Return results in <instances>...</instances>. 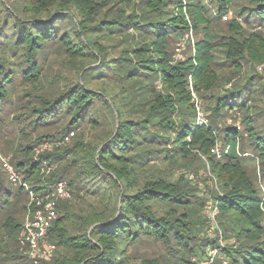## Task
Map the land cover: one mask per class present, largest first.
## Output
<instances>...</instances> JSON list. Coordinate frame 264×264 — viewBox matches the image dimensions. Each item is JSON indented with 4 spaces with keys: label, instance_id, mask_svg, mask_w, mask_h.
I'll use <instances>...</instances> for the list:
<instances>
[{
    "label": "trees",
    "instance_id": "obj_1",
    "mask_svg": "<svg viewBox=\"0 0 264 264\" xmlns=\"http://www.w3.org/2000/svg\"><path fill=\"white\" fill-rule=\"evenodd\" d=\"M206 1L0 0V123L18 126L15 168L38 196L65 179L75 199L88 185L101 199L83 213L57 201L55 249L42 264H199L209 245L214 264H264V199L237 151L256 156L264 176V0ZM231 10L220 33L216 20ZM190 31L202 35L175 60ZM228 116L243 131L222 127ZM68 135L72 147L35 157L37 145ZM219 144L229 146L221 159ZM201 166L221 188L213 205L224 246L205 235L206 199L178 174ZM24 195L0 167V264H31L19 241ZM150 240L166 253L137 254Z\"/></svg>",
    "mask_w": 264,
    "mask_h": 264
},
{
    "label": "rangeland",
    "instance_id": "obj_2",
    "mask_svg": "<svg viewBox=\"0 0 264 264\" xmlns=\"http://www.w3.org/2000/svg\"><path fill=\"white\" fill-rule=\"evenodd\" d=\"M6 1V0H4ZM18 2H20L22 5L24 4L25 0H17ZM208 5L211 4L210 0L206 1ZM213 13V12H212ZM235 14L234 11L231 10L228 15L223 16L222 20H220L218 18V20H216L217 24V30L220 33H226L228 32V27L229 24L228 22L230 21V19L235 18ZM228 17V19H227ZM202 33H196L194 31H190L188 34H186L182 39H180L176 44H175V52L174 55L177 53V49L179 48V43H181V46H184V49L182 50L183 56H187L189 54H191L193 52V47H194V42H196V40L198 39L199 36H201ZM55 68H60L59 64L54 65ZM62 70H64L62 68ZM229 86V85H228ZM198 101L200 102V105L203 109L204 112V116H205V101L203 99H201L200 97H198ZM25 100V99H24ZM239 117L240 114L239 112H237ZM232 114V113H231ZM230 115V114H229ZM9 121L7 119H3V122L0 123V167L2 168V170L4 171L6 178L8 181H10L13 185V187L15 189H18L20 186H23L24 184V180L23 177L24 175L22 174V172L17 171L13 161L16 160L15 158H17L16 156H20L19 152L16 154L15 152V148L16 146L21 142L20 141V136L18 135V126L16 124H12V123H8ZM222 127L223 126H237V128L241 131H243V124L241 121V118H232L231 116H228V118H226L225 122H223L222 124H220ZM84 131V137L85 139H87L88 141H92L95 139L97 131L90 128L89 126H84L83 128H81ZM55 129H42V132H53ZM41 132V131H40ZM39 133V132H38ZM35 134V133H34ZM36 135V134H35ZM77 135V133H76ZM76 142V137L75 136H66L64 138V140L61 141H44L42 143H40L39 145H37L34 148V153H35V157L37 158V156L39 157L40 154L43 153H48V152H54L56 150L62 149L63 147H72L73 144ZM47 144L44 145V144ZM220 146H222L221 144H219ZM241 146V145H240ZM223 148V146H222ZM241 156V159L243 160V166L246 168L248 175L250 176V178L255 182V185L259 191V193L264 197V176L262 173V167L260 165L259 159L250 154L248 156V159H243L242 154L246 155L248 153H242V149L240 148V153H238ZM71 157H69L66 160H63V162L61 164H51L49 165L47 168H45V177L44 178H48L50 177L54 171L62 168L63 165H65L66 163H71ZM218 158H223L222 156H218ZM8 166H13L14 168V172H16L18 179L16 180V182L11 180V174L9 172ZM160 167H164L160 166ZM181 172H186L188 176H190V178L192 179V184L196 187V192L204 197L206 199V204H205V208H204V215L206 217V229H205V235L209 238H211L212 240H214L216 242L217 245H222L224 246L226 243V240L224 239V235L223 232L220 228V225L218 224V213L216 212V215H213V212L216 211L214 209V205H213V200H214V193L221 191V188L219 187V185L215 182L214 177L212 176V172L209 170V168H205V166H201L200 168H198V170L195 171H191V170H185L182 169L178 170V174L180 175ZM69 173L72 175L75 173L74 171V166L71 165V167L69 168ZM193 176V177H191ZM65 180V179H64ZM68 183V180H65ZM28 186H30L29 182H26ZM26 187V186H24ZM70 188V187H69ZM26 196L28 200V207L31 201V196L29 195H24ZM82 198H77L75 199L73 197V195L71 194V197L69 199H65V201H68L69 206L71 207V209L73 210V212H77V213H83V212H87L92 205L96 204L97 206H99V204H97V201H100L101 199H99V196L94 195L91 191H89V185L88 187H84V190L82 189ZM62 200V199H60ZM58 200V201H60ZM18 204H20L18 202ZM28 207L26 210V213L24 215H22L23 218V223L25 222V219L27 217L28 214ZM264 210V208H263ZM68 226L70 227V223H68ZM71 229H73L71 227ZM50 242V241H49ZM52 243V242H50ZM21 248V246H20ZM138 253L140 255H147V256H155V255H161L166 253V249L165 247L158 241H154V240H150L148 242H143L141 243L138 247H137ZM23 254H25L26 256H28V254L25 252L24 249L21 250ZM54 253V251L52 252V254ZM51 254V255H52ZM56 254V252H55ZM206 257L204 258V260H201L199 262V264H214L215 258L217 256H219V251L218 248H213L211 245H209L208 247H206ZM51 255L48 256L47 258H45L44 260H49L51 259ZM29 257V256H28ZM27 262V261H26Z\"/></svg>",
    "mask_w": 264,
    "mask_h": 264
},
{
    "label": "built area",
    "instance_id": "obj_3",
    "mask_svg": "<svg viewBox=\"0 0 264 264\" xmlns=\"http://www.w3.org/2000/svg\"><path fill=\"white\" fill-rule=\"evenodd\" d=\"M180 44L181 43H179L177 53L174 55L175 60L182 59L183 57L182 50L184 49V46H181ZM191 80L192 78L190 76V81ZM193 96L196 103L199 123L208 124L197 95L193 93ZM47 144L48 143L44 145L47 146ZM228 150L229 146L223 148L222 146H216L214 152L218 156H222L224 153H227ZM237 151L240 153L239 146L237 147ZM8 169L11 174V180L16 182L18 177L16 172H14L13 166H8ZM23 186H26L25 189L31 196V201L28 207L27 217L20 232L19 241L22 249L28 254L31 264H42V261L50 256L55 249L54 244L49 242L47 235L51 225L59 215L57 201L60 199H69L71 197V191L65 180L57 181L54 185L53 192H46V194L40 196H38V194L28 186L26 182H24ZM214 209L216 211L213 212V215H216V212L218 213L217 207L214 206ZM224 264L228 263L224 262Z\"/></svg>",
    "mask_w": 264,
    "mask_h": 264
}]
</instances>
